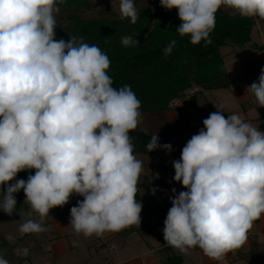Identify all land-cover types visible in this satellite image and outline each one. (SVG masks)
<instances>
[{
  "label": "clouds",
  "instance_id": "1",
  "mask_svg": "<svg viewBox=\"0 0 264 264\" xmlns=\"http://www.w3.org/2000/svg\"><path fill=\"white\" fill-rule=\"evenodd\" d=\"M65 2L0 0V211L12 216L15 194L23 190L28 212L19 233H44L50 210L77 195L83 199L71 207L69 225L85 238L103 237L141 224L136 195L144 168L130 136L140 125L141 102L129 85L113 87L111 62L98 46L82 36L56 39V14ZM159 2L178 10L176 32L193 45L211 44L221 7L258 24L264 20V0ZM119 9L122 20L137 22L134 0H120ZM138 43L121 37L125 48ZM176 43L163 49L165 57ZM247 94L264 108V68ZM203 125L172 162L174 181L186 191L172 189L163 237L182 255L198 248L222 262L264 217V132L222 111L210 113ZM146 148L173 150L155 132ZM22 171L30 173L27 179H16ZM14 255L28 257L29 249ZM0 264L10 261L0 255Z\"/></svg>",
  "mask_w": 264,
  "mask_h": 264
},
{
  "label": "trees",
  "instance_id": "2",
  "mask_svg": "<svg viewBox=\"0 0 264 264\" xmlns=\"http://www.w3.org/2000/svg\"><path fill=\"white\" fill-rule=\"evenodd\" d=\"M134 3L139 15L137 22L132 24L130 19L122 20L110 7L104 8L99 0H66L64 4L59 5V12H66L67 16L57 21L55 32L57 40L68 41L71 35L82 36L84 42L98 46L111 62L108 74L113 80V87L119 89L129 85L140 100V125L130 132L134 154L140 159L158 154V149L147 151L146 144L154 132L144 129L145 119L176 113L177 119L168 130L155 132L161 145L171 144L170 137L190 125V116L186 114L182 103L198 106L201 94L229 88L231 83L227 79L224 57L220 49L251 44L256 19L241 17L233 10L221 7L216 13L215 28L210 33L211 44L205 46V42L201 41L193 45L190 43V37H180L176 32L181 23L178 10L164 9L159 0H134ZM86 13L93 15L87 16ZM123 36H131L140 43L125 48L121 44ZM173 39L177 42L176 46L171 54L165 57L163 49ZM252 46L260 50L256 44ZM194 89L199 90L197 96L190 95ZM174 100L179 102L176 106H171ZM171 145L174 153L177 145ZM148 169L154 176L155 166L149 165ZM29 174L28 171H22L16 179L26 180ZM31 174H34V170ZM155 182L162 185V181L156 179ZM142 185L139 182L136 195V199L142 203L141 213H145L141 215L140 227L131 226L115 233L116 236L126 238L134 233L146 231L162 246L159 264H184L183 258L166 244L163 232L155 225L156 217L162 208L145 202ZM24 199L23 190L16 193L17 206ZM2 213L4 212L1 211L0 214Z\"/></svg>",
  "mask_w": 264,
  "mask_h": 264
},
{
  "label": "crops",
  "instance_id": "3",
  "mask_svg": "<svg viewBox=\"0 0 264 264\" xmlns=\"http://www.w3.org/2000/svg\"><path fill=\"white\" fill-rule=\"evenodd\" d=\"M224 90L231 91L232 89L229 86V88ZM232 92L234 97V104L232 103L233 109L231 110L228 108L229 106L227 107L223 102L220 101L217 103L218 110H216V112L222 111L225 118L233 113L239 114L243 120L251 123L253 126L258 127L260 131L264 132V108L257 107L256 102L250 99L248 94L246 95V91L242 86L234 88ZM205 94L207 93H203L200 97V104L198 106L190 105L186 102L182 103V107L184 108L186 114L190 116L191 120L187 129H183L176 133L191 129L200 130L204 127L203 120L207 118L210 113H213V106L210 104V102H208L209 100L203 96ZM254 110L257 111V115L253 117L251 111ZM176 119L177 115L173 112L149 117L143 121V127L147 132L165 131L170 128L172 122H174ZM178 152L179 146L177 145L176 151L174 153L171 152V157L174 159V161L178 160ZM158 157L159 155L157 154L154 156V159L151 162L143 163L144 178L141 182H139L147 186V191L143 193L145 202L148 205H151L150 202H153L155 206L162 207L161 212L156 217L155 225L158 226V228L163 232L164 221L169 209L172 207L170 199V197L173 196L172 189H176L177 194L180 191H186V189L183 188L181 183L174 181L175 172L173 171V163L169 165L161 164ZM140 160L142 159L140 158ZM149 165H154L156 168L154 176L151 174L150 177L147 176V173H150V170L148 169ZM158 168H160L159 172L157 171ZM156 179L158 181H162V185L165 186L163 189L170 190L169 195H166L163 193V191H161L162 194L167 197L163 198L162 195L159 194L157 197L158 201L155 199L157 194L148 190L151 189L153 185H157L155 184ZM82 199L83 197L73 195L70 198L68 204L64 205L63 207L51 209L49 215L52 219H47L45 221V227L48 229V231L39 234L21 235L19 233V226L23 222V217H25L28 212V206L24 205V200L17 206V210L12 216H8L5 213L0 214V222H4L3 224L6 225V228L10 230V234L8 235H6L5 232L0 231V255L5 258L11 250L15 251L17 248L27 247L29 249V256L17 257L13 255L12 258L8 259L10 264H18L17 261L20 262L21 260V264H25L26 262L29 264H43L45 262V256L48 258L51 256L60 257L66 252H75L81 256L78 257V260H75L74 264H90L88 258L90 259L91 257L92 261L94 260V255L90 253V250L93 247L95 251V261H97L96 263L101 264L102 261H104L102 251L111 252L115 250V242H117L119 237H117L115 233H106L103 237H96L93 235L90 238H85L83 235H77L74 233L71 225H69L70 209L71 207L76 206L78 200ZM163 206L165 207L164 209ZM33 218L38 219V215L33 213ZM5 236H7L8 239ZM123 244L127 245V241H124ZM112 245L114 248L109 250V247ZM161 247L162 246L160 244L157 250H151L145 254H140L143 259H146L144 264H159L160 258L156 256V253H160ZM198 250L205 257L207 264H223L226 260L229 261L232 259L234 260L233 262H239L241 264H264V217L254 222V226L247 234V240L245 244L234 252L228 253L224 261L221 262L212 260L205 256L202 250ZM83 252H89L88 256H85ZM147 256H150L152 259H149ZM117 259V263L112 259L110 264H129V259L122 260V258L119 256Z\"/></svg>",
  "mask_w": 264,
  "mask_h": 264
},
{
  "label": "rangeland",
  "instance_id": "4",
  "mask_svg": "<svg viewBox=\"0 0 264 264\" xmlns=\"http://www.w3.org/2000/svg\"><path fill=\"white\" fill-rule=\"evenodd\" d=\"M99 3L106 7H110V9L118 14H120L119 9V3L120 0H99ZM227 8V7H222ZM87 16L93 15V13H86ZM67 16V13L65 12H59L56 14V20H63ZM251 44L245 45V46H237V47H231L226 46L222 47L220 49V52L222 56L224 57L225 67L227 71V79L230 81V88L233 90L234 88H237L239 86H242L245 91L246 87L250 86L253 82H258V77L260 75L261 69L264 68V20L260 21L259 24L256 22V26L252 31L251 34ZM252 44H256L258 47H260V50L254 49ZM232 90H221L216 91L213 93H207L203 95L206 97L210 102V104L213 106V112L218 110V102H223L228 108L231 110L232 103L234 104V97ZM250 99H252L254 102L255 97L251 94H248ZM202 96V94H201ZM252 116L257 115V111H251ZM251 116V115H250ZM199 130L197 129H191L188 131H183L180 133H174L170 137V143L176 144L179 146V152L177 154V159H180L181 150L187 143V141L194 135L197 134ZM158 159L160 160L161 164L169 165L171 164L174 159L171 157V153H167L164 149L158 148ZM143 163L151 162L154 159V155H147L145 158H141ZM160 171V168L157 170ZM173 171L175 172L174 168ZM148 172V171H147ZM146 172V173H147ZM147 176H151L150 173H147ZM144 178L143 173L140 177V182ZM146 185H142L143 193L147 191ZM164 185H153L151 189H148L149 191L156 193V200L158 201L159 194L162 195V197H167L162 194V189L164 188ZM16 197V194H15ZM170 197V196H169ZM151 206H155L153 202H150ZM156 207V206H155ZM162 208V207H161ZM164 209V206H163ZM142 212V211H141ZM144 213V212H143ZM141 213V215H143ZM145 214V213H144ZM153 215V214H152ZM5 219V218H4ZM4 221V220H3ZM2 222H0V231L5 232L6 235L10 234V230L6 228V225H4ZM7 238V236H5ZM8 239V238H7ZM127 241V245H124L123 242ZM116 248L115 250L111 252L102 251L104 256V261H102L101 264H110L111 260L113 259L116 263L118 262L117 257L119 256L122 258V260H128L129 264H144L146 259H143L140 254H145L148 251L151 250H157L158 246L160 245V242L153 238V236L146 231H140L139 233H134L130 235L128 238H121L119 237L117 239V242H115ZM21 246V244H20ZM18 246V247H20ZM95 248V247H94ZM89 249V248H87ZM110 250V249H109ZM112 250V249H111ZM173 251L182 256L184 259V264H207L205 261V257L201 254V252L197 249L191 250L189 255H182L178 252V250L173 248ZM85 256H88V253L83 252ZM90 253L94 255V260L92 261L91 257L88 258V261L90 264H98L95 261V251L92 247L90 250ZM87 254V255H86ZM8 255V256H7ZM6 255L5 259H10L14 255V251H10ZM157 257H161L160 254L156 253ZM78 257H81L80 255L76 254L75 252H66L64 255H61L60 257H44L45 262L43 264H74L75 260H78ZM149 259H152L150 256H147ZM146 257V258H147ZM249 258V257H248ZM97 260V259H96ZM108 260V261H106ZM234 260L225 261L223 264H241L237 262H233ZM18 264L22 262V260Z\"/></svg>",
  "mask_w": 264,
  "mask_h": 264
},
{
  "label": "built area",
  "instance_id": "5",
  "mask_svg": "<svg viewBox=\"0 0 264 264\" xmlns=\"http://www.w3.org/2000/svg\"><path fill=\"white\" fill-rule=\"evenodd\" d=\"M198 94H199V90L198 89H194V90H192L190 92V95H192V96H197ZM178 102H179L178 100L172 101L171 102V106H176L178 104ZM162 191L166 195H169V193H170V190H168V189H162ZM253 226H254V224H253ZM113 248H114L113 245L109 247L110 250L113 249ZM25 264H29V263L26 262Z\"/></svg>",
  "mask_w": 264,
  "mask_h": 264
}]
</instances>
